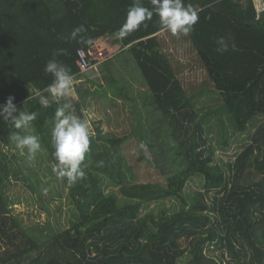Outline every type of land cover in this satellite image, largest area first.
Instances as JSON below:
<instances>
[{
  "label": "trees",
  "instance_id": "16d2710c",
  "mask_svg": "<svg viewBox=\"0 0 264 264\" xmlns=\"http://www.w3.org/2000/svg\"><path fill=\"white\" fill-rule=\"evenodd\" d=\"M260 10L264 0H0V113L14 106L27 113L77 212L60 231L49 224L20 225L6 186L12 173L24 174L2 148L9 136L0 123V264H264ZM102 37L119 44L99 64L106 66V82L122 100L133 131H98L105 143L95 150L75 138L68 119L101 87L87 71L79 72L76 58L78 49ZM185 40L205 72L202 82L188 81L183 71L190 62L176 57ZM75 78L84 79L76 86L78 102L52 97L54 86ZM207 89L221 96L218 111L227 114L234 132L250 139L226 171L193 104ZM132 137L134 158L155 169L164 193L134 191L139 199L119 204L104 191L99 173L110 175V165L112 172L124 166L139 174L136 160L109 159ZM227 146L225 141L222 148ZM155 199L163 201L159 210L143 213Z\"/></svg>",
  "mask_w": 264,
  "mask_h": 264
},
{
  "label": "rangeland",
  "instance_id": "374dc122",
  "mask_svg": "<svg viewBox=\"0 0 264 264\" xmlns=\"http://www.w3.org/2000/svg\"><path fill=\"white\" fill-rule=\"evenodd\" d=\"M264 10L258 11L257 17H263ZM167 40L169 37L164 36ZM104 40V41H103ZM97 43H99L97 41ZM171 43V42H170ZM100 46L106 47L108 51L114 50L116 47L108 45L107 40L102 39ZM169 50L175 54L172 46ZM190 41H182L179 46V54L176 55L179 60H188V68L183 73L188 81L202 82L206 75L201 67L196 65V60L191 56L193 53ZM191 56V57H190ZM92 67L87 71L92 78L99 77V67ZM78 81V82H77ZM83 82L82 78L68 80V83L54 88L53 95L57 100H63V96L69 94L65 90V95H61L62 89L76 87ZM68 86V87H66ZM63 87V88H62ZM103 87V86H102ZM101 87V88H102ZM101 88L97 94L90 93L86 96L85 103L81 104L79 110L75 112L76 116L68 119V125L77 140L83 144L90 145L91 149H103L105 139L101 136L123 134L124 132L131 134V120L126 114L124 104L121 99L114 96L109 90L111 88H103L105 94L101 93ZM63 94V93H62ZM69 100L78 102L81 99L79 94L71 93ZM62 96V97H61ZM63 98V99H62ZM120 100V101H119ZM194 108L197 110L199 117L204 116L203 126L207 136L208 144L213 146L215 153L220 160V166L223 170H227L226 163L233 161L236 153L241 151L242 142L250 141L248 133L234 132L230 121L225 112L218 111L223 104L221 96L218 92L207 89L201 92L193 99ZM80 115L77 117V112ZM0 123L6 125L9 142L3 143L2 148L8 157L13 158V163L18 164L22 169V175L17 177L10 175V180L6 186V194L9 198V208L11 214L17 218L20 225L24 228H31L36 225L49 224L54 231H60L69 227L77 219V212L73 205L67 189L61 182L58 171L55 169L51 160L47 157V152L39 144L38 137L34 128L27 121V113L20 107L14 106L0 113ZM82 124V126H80ZM123 147L110 155L111 163H126L136 160L139 165V174L125 169V167L115 168L110 175L100 171L101 185L106 193H113L119 204H125L134 199H139V195L131 194L132 192L147 191L144 196L159 197L163 195V191H159L162 178L152 166H147L145 160L134 158L135 144L133 137L130 138ZM244 139V140H243ZM228 142L227 148H222L224 143ZM143 150V149H142ZM145 157L147 153L143 154ZM92 158L89 160L92 163ZM110 164V163H108ZM15 167V166H13ZM12 167V168H13ZM121 173V175H119ZM193 189L197 188L194 182L188 183ZM188 190V189H187ZM159 200H153L147 208L155 212L159 210L161 204ZM166 207H170L172 200L164 201ZM219 253L218 249L214 250L213 255Z\"/></svg>",
  "mask_w": 264,
  "mask_h": 264
},
{
  "label": "built area",
  "instance_id": "2783aa9c",
  "mask_svg": "<svg viewBox=\"0 0 264 264\" xmlns=\"http://www.w3.org/2000/svg\"><path fill=\"white\" fill-rule=\"evenodd\" d=\"M118 47L112 51H108L106 47H102L97 41L92 42L88 49L80 48L77 50L76 64L79 72L84 73L91 67L96 66L100 62H103L113 56Z\"/></svg>",
  "mask_w": 264,
  "mask_h": 264
},
{
  "label": "crops",
  "instance_id": "0c3cea01",
  "mask_svg": "<svg viewBox=\"0 0 264 264\" xmlns=\"http://www.w3.org/2000/svg\"><path fill=\"white\" fill-rule=\"evenodd\" d=\"M163 33L165 34V32H163ZM165 35H166V34H165ZM165 35H164V36H165ZM102 39L107 40L109 46L112 45V47H116V48L119 47V44H117L116 42H114V41L112 40V38H110V37H102V38L97 39L96 41H98V42L100 43V42L102 41ZM103 41H104V40H103ZM104 66H105L104 63H103V64L101 63V64L98 65V67L102 69V72L99 71V77H98V78H95V79L93 78V80H94L95 82L101 83V87L103 86L102 88L100 87L101 90H102V91H101L102 94H105L103 88H106V89L111 88V90H109V91L112 93V92L114 91V89H113L112 86H110V85L106 82V79H105V78L108 79V77H106V70H105V67H106V66H105V67H104ZM98 67H97V68H98ZM90 76H92V75H90ZM68 80H72V79H68ZM68 80H67V81H68ZM77 82H78V81H77ZM83 82H84V81H83ZM83 82L80 81L79 84H82ZM64 84H66V83H60V84L54 86V87L51 89L52 97H53L55 100H57V99H56V97H54V95H53V90H54V88H57V87H59L60 85L63 86ZM79 84H78V85H79ZM66 87H68V86H66ZM62 88H63V87H62ZM68 88L71 89V87H68ZM68 88H66V89H62L61 92H62L63 94L61 93V95H65V90H67V91H68L67 94H69V95H67V96L65 95V96H63V98L69 100V96H70V97L72 96L71 93H73V94L75 93V94H76V93H77V90H76V87H72V88H73V91L69 90ZM100 88H99V89H100ZM112 94H113V93H112ZM113 95H114V94H113ZM114 96H115V95H114ZM61 97H62V96H61ZM63 98H62V99H63ZM119 101H120V100H119ZM69 103H72L71 100H69Z\"/></svg>",
  "mask_w": 264,
  "mask_h": 264
},
{
  "label": "clouds",
  "instance_id": "9594fccd",
  "mask_svg": "<svg viewBox=\"0 0 264 264\" xmlns=\"http://www.w3.org/2000/svg\"><path fill=\"white\" fill-rule=\"evenodd\" d=\"M119 48V47H118Z\"/></svg>",
  "mask_w": 264,
  "mask_h": 264
}]
</instances>
